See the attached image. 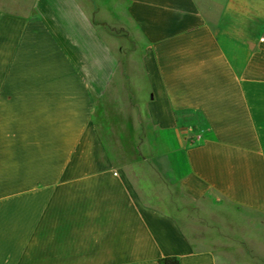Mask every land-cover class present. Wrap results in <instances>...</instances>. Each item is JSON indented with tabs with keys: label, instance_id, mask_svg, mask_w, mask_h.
<instances>
[{
	"label": "crops",
	"instance_id": "0c3cea01",
	"mask_svg": "<svg viewBox=\"0 0 264 264\" xmlns=\"http://www.w3.org/2000/svg\"><path fill=\"white\" fill-rule=\"evenodd\" d=\"M126 1L136 69L80 0H0V264H264V0ZM122 83L178 184L114 163L95 115Z\"/></svg>",
	"mask_w": 264,
	"mask_h": 264
},
{
	"label": "rangeland",
	"instance_id": "374dc122",
	"mask_svg": "<svg viewBox=\"0 0 264 264\" xmlns=\"http://www.w3.org/2000/svg\"><path fill=\"white\" fill-rule=\"evenodd\" d=\"M80 1L86 11H91L95 27L116 52L118 68L124 69L127 65H132L134 69L138 68V56L142 52L144 43L127 17V1ZM116 88L122 92L109 93L104 99L98 101V110L95 115L96 123L106 141V147L113 154L114 163L117 166L133 167L131 171L139 177L143 173L140 169L147 165L157 167L155 173H150V178L154 182L178 184L184 171L177 152L169 153L172 148L171 141L163 140L161 136L163 132L151 125L145 102L138 95H133L131 108H119V104L126 105L124 84H118ZM144 159L148 160L145 162ZM170 163L173 168L168 165ZM176 201L181 207L180 209L176 206V215L195 212V208L177 194Z\"/></svg>",
	"mask_w": 264,
	"mask_h": 264
},
{
	"label": "trees",
	"instance_id": "16d2710c",
	"mask_svg": "<svg viewBox=\"0 0 264 264\" xmlns=\"http://www.w3.org/2000/svg\"><path fill=\"white\" fill-rule=\"evenodd\" d=\"M103 141L106 144V141L102 135ZM158 264H180V261L178 258L176 257H168V258H164L158 261Z\"/></svg>",
	"mask_w": 264,
	"mask_h": 264
}]
</instances>
